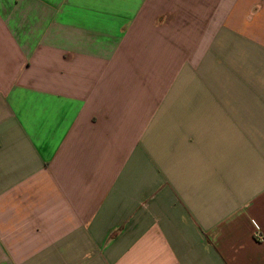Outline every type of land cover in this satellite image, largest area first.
<instances>
[{
    "label": "crops",
    "instance_id": "0c3cea01",
    "mask_svg": "<svg viewBox=\"0 0 264 264\" xmlns=\"http://www.w3.org/2000/svg\"><path fill=\"white\" fill-rule=\"evenodd\" d=\"M0 264H264V0H0Z\"/></svg>",
    "mask_w": 264,
    "mask_h": 264
}]
</instances>
